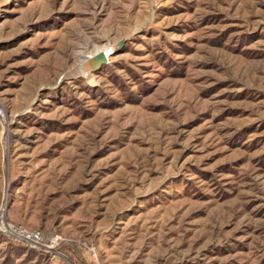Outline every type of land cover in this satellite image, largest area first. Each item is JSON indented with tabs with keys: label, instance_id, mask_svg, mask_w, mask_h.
<instances>
[{
	"label": "rangeland",
	"instance_id": "obj_1",
	"mask_svg": "<svg viewBox=\"0 0 264 264\" xmlns=\"http://www.w3.org/2000/svg\"><path fill=\"white\" fill-rule=\"evenodd\" d=\"M0 106V264H264V0H0Z\"/></svg>",
	"mask_w": 264,
	"mask_h": 264
},
{
	"label": "built area",
	"instance_id": "obj_2",
	"mask_svg": "<svg viewBox=\"0 0 264 264\" xmlns=\"http://www.w3.org/2000/svg\"><path fill=\"white\" fill-rule=\"evenodd\" d=\"M3 117H5V111L3 110V107L0 106V118H3ZM1 231L8 232L14 237H16L17 239L22 240L25 244H28L31 246L32 245L34 246L35 243L38 244L39 237H40V234L38 232L27 233L26 231L22 229L19 231L13 225L3 224ZM57 241H59L58 238L56 239V242Z\"/></svg>",
	"mask_w": 264,
	"mask_h": 264
},
{
	"label": "bare ground",
	"instance_id": "obj_3",
	"mask_svg": "<svg viewBox=\"0 0 264 264\" xmlns=\"http://www.w3.org/2000/svg\"><path fill=\"white\" fill-rule=\"evenodd\" d=\"M87 59H88L87 61L83 62L84 64H83L82 71H83V76L85 78H90L92 73H93V71L97 70L98 68H100L102 66L101 61L104 58L100 55V56H98L96 58L95 57H90V58L87 57Z\"/></svg>",
	"mask_w": 264,
	"mask_h": 264
}]
</instances>
